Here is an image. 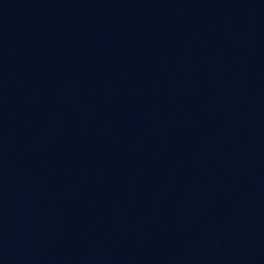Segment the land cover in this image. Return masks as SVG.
Returning <instances> with one entry per match:
<instances>
[{
  "label": "water",
  "instance_id": "obj_1",
  "mask_svg": "<svg viewBox=\"0 0 264 264\" xmlns=\"http://www.w3.org/2000/svg\"><path fill=\"white\" fill-rule=\"evenodd\" d=\"M247 0H0V264H218Z\"/></svg>",
  "mask_w": 264,
  "mask_h": 264
}]
</instances>
